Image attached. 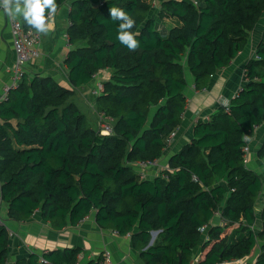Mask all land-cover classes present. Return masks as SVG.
Returning <instances> with one entry per match:
<instances>
[{
  "label": "trees",
  "instance_id": "16d2710c",
  "mask_svg": "<svg viewBox=\"0 0 264 264\" xmlns=\"http://www.w3.org/2000/svg\"><path fill=\"white\" fill-rule=\"evenodd\" d=\"M67 1L56 0L58 8ZM197 2H161L158 19L177 21L166 35L151 16L149 0L73 2L69 80L82 88L111 70L96 106L112 133L94 129L70 101L72 91L53 78L25 75L0 103V199L10 219L27 221L40 211L44 221L63 230L95 211L102 229L131 236L145 264H191L201 244L199 264H222L251 256L258 242L254 264H264V203L259 230L255 211L264 184L246 166L243 151L244 137L252 138L264 124V36L229 111L198 120L192 140L157 177L144 179L133 165L164 155L186 110L187 72L196 88L206 87L247 47L264 13V0ZM111 7L135 20L137 50L117 40L119 21L110 18ZM258 156L264 160V142ZM216 213L224 224L204 241L201 228ZM9 232L0 223V264L9 257ZM80 252L57 249L17 264H76Z\"/></svg>",
  "mask_w": 264,
  "mask_h": 264
},
{
  "label": "crops",
  "instance_id": "0c3cea01",
  "mask_svg": "<svg viewBox=\"0 0 264 264\" xmlns=\"http://www.w3.org/2000/svg\"><path fill=\"white\" fill-rule=\"evenodd\" d=\"M74 1L68 0L57 9L56 14L49 21L50 31L47 35L39 33L41 36V54L39 58L31 60L27 64L26 75L29 78H33L37 74L43 77H51L62 87L72 91L70 101L77 105L76 100H79L88 106L92 110L90 114L93 116L90 119V124L94 129L99 130L100 122L107 119L98 113L96 106L97 97L93 95V91L99 88L102 82L109 81L112 72L109 69L100 71L91 83L82 88H74L71 85L65 60L71 49L68 30L70 27L69 14ZM88 1L93 5H98L106 0ZM149 1L153 5L151 16L160 21L158 13L163 0ZM188 1L197 2V0ZM17 20L22 22L23 18L20 17ZM11 22L12 20H9L3 11L0 10V99L4 85L12 79V67L15 62ZM176 23L177 21L174 19H165L160 21V29L163 33H167V26L169 25L170 27ZM263 36L264 13L250 32L247 47L238 54L228 67L223 68L212 76L206 87L196 88L193 76L187 74V104L182 122L174 131L175 134L171 141L168 142L164 155L155 165L148 169L135 166V169L144 179H153L160 175L163 170L168 169L170 158L192 140L193 130L198 120H208L215 111L223 110L230 100L246 86L245 66L250 59L256 56L257 47ZM78 108L80 109L79 106ZM263 142L264 124L258 126L254 136L250 138V152L246 160V166L256 171L264 184V160L258 156ZM133 165H136V163ZM263 203L264 187L255 209L257 230L262 226L261 213ZM0 205V209H2L1 199ZM3 210L5 217L3 222L14 234V236L10 237L9 257L6 264H17L18 260L29 259L32 254L42 255L49 251L67 248H79L81 250L76 264H99L104 251L111 253L113 264H145L140 253L132 248L131 236H122L116 231L102 229L97 224L95 211L76 226H68L63 230H56L49 222L43 220L40 211H36L29 220L18 222L8 217L5 208ZM223 224L222 215L216 213L204 231H202L204 241L208 239L210 230L214 226ZM259 244L260 242H258V248L251 256L222 264H254L260 253ZM201 249L202 244L194 251L191 264H199L202 255Z\"/></svg>",
  "mask_w": 264,
  "mask_h": 264
},
{
  "label": "built area",
  "instance_id": "2783aa9c",
  "mask_svg": "<svg viewBox=\"0 0 264 264\" xmlns=\"http://www.w3.org/2000/svg\"><path fill=\"white\" fill-rule=\"evenodd\" d=\"M193 3L197 4L196 1ZM11 25H12L13 49L15 52V62L12 67V79L9 83L4 85L0 103L7 99L11 90L16 89L20 86L23 78L26 75L27 64L31 60L39 58L41 54L40 52L41 36L39 33L34 31L33 29L25 28L23 23L20 20L12 21ZM99 94H100V87L93 91V95L95 97H98ZM229 106L230 104L228 103L224 107L223 110L229 111ZM99 128H100L99 131L101 132V134L109 135L112 133L111 122L108 119L106 121L100 122ZM256 128L257 127H255V130ZM174 134H175L174 131L170 134L168 138V142L171 141ZM244 139L247 142V144L245 145L243 151H244L245 160H247L248 154L250 152V146H249L250 137L246 135ZM156 162L157 161H154V162L138 161L136 162V165L134 166H137V167L139 166L143 169H148L149 167L155 165ZM0 223L4 224L3 219L1 218V215H0ZM206 226L207 225L203 226L201 228V231H204ZM12 236H14V234L10 231L9 237H12ZM99 264H113L111 253L109 251H104L102 253V257L100 259Z\"/></svg>",
  "mask_w": 264,
  "mask_h": 264
},
{
  "label": "clouds",
  "instance_id": "9594fccd",
  "mask_svg": "<svg viewBox=\"0 0 264 264\" xmlns=\"http://www.w3.org/2000/svg\"><path fill=\"white\" fill-rule=\"evenodd\" d=\"M57 8L56 0H0V10L9 20L15 21L22 17L30 28L44 35L50 31L49 21L56 14ZM109 15L113 21H119L117 40L129 51L137 50L140 45L136 36L139 33L131 31L135 26V20L118 7H111Z\"/></svg>",
  "mask_w": 264,
  "mask_h": 264
},
{
  "label": "rangeland",
  "instance_id": "374dc122",
  "mask_svg": "<svg viewBox=\"0 0 264 264\" xmlns=\"http://www.w3.org/2000/svg\"><path fill=\"white\" fill-rule=\"evenodd\" d=\"M167 28H168V31H169V29L171 28V26L169 27V25L167 26ZM165 35L167 34V33H164ZM189 75H190V72L188 71L187 72ZM103 83V82H102ZM76 102H77V105L80 107V110L84 113V114H86L87 115V118L89 119V122H90V119L93 117L90 113L92 112V110L88 107V106H86L82 101H79V100H76ZM94 110H95V107H94ZM91 123V122H90ZM95 124V123H94ZM0 207H1V205H0ZM4 206L2 207V209H0V215H1V218L2 219H4L5 217H4Z\"/></svg>",
  "mask_w": 264,
  "mask_h": 264
},
{
  "label": "water",
  "instance_id": "95a60500",
  "mask_svg": "<svg viewBox=\"0 0 264 264\" xmlns=\"http://www.w3.org/2000/svg\"><path fill=\"white\" fill-rule=\"evenodd\" d=\"M156 235H157V232H152V240H151V243H153Z\"/></svg>",
  "mask_w": 264,
  "mask_h": 264
}]
</instances>
